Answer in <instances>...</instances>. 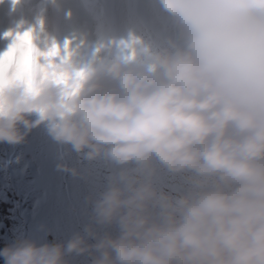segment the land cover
Returning a JSON list of instances; mask_svg holds the SVG:
<instances>
[{
    "label": "clouds",
    "instance_id": "9594fccd",
    "mask_svg": "<svg viewBox=\"0 0 264 264\" xmlns=\"http://www.w3.org/2000/svg\"><path fill=\"white\" fill-rule=\"evenodd\" d=\"M161 4L182 25L184 48L154 55L147 68L116 59L90 78L65 59L66 82L0 81V142L21 143V125L47 121L55 139L89 158L139 165L97 203L100 220L118 218L121 234L95 245L94 264H264V0ZM153 158L194 170L200 191L158 194L142 182ZM88 247L77 236L66 251ZM0 256L67 264L61 244L25 240Z\"/></svg>",
    "mask_w": 264,
    "mask_h": 264
},
{
    "label": "rangeland",
    "instance_id": "374dc122",
    "mask_svg": "<svg viewBox=\"0 0 264 264\" xmlns=\"http://www.w3.org/2000/svg\"><path fill=\"white\" fill-rule=\"evenodd\" d=\"M21 1L22 0H10V9H13V12L6 14L4 21L9 35L12 32V35L16 37L18 34H23L27 31H31V33L34 31V33L36 35L38 34L39 37V41H37L38 51L40 53L47 52L54 47V39L47 36L49 32L51 33L52 28L49 18L50 15H54L60 20L59 23L63 30L62 39H64V44H66L67 50L69 51L70 49L69 54L71 56V60L74 62L73 64L76 65L78 70L85 72L90 78L103 74L107 67L110 66L116 59L124 60L130 65L142 66L145 68L152 65V58L157 53L156 51H147L141 36L143 33L156 35V32L153 29H149L143 19L140 20V22L144 24L143 31L140 28H138V30L135 29L136 25L139 23L136 18L135 22H133L132 15L135 14L134 11L137 9L138 4H141L153 18H158L160 23L166 28H177L179 29L178 31L184 34L183 27L180 22L176 21L175 17L165 10L161 4V0H116V7L118 8L120 15H123V22L125 23L126 29L123 31L129 36L131 41H133L132 48L130 47L128 50L129 56H132L133 58H129L127 60L123 54L122 45L119 41L115 40L112 42L111 37L109 36L110 43L106 47L103 46L104 42L108 40V37L106 35L102 36L103 19L101 18L100 20L98 18L102 15V12H104L105 0H54L52 4L47 3L45 0H32L28 4H23L26 12L25 15L21 13ZM30 24H32L37 31L34 29L30 30L28 27ZM98 28L99 32L96 30ZM21 29H24V31L20 33ZM86 40L90 41L95 46V49L97 48L99 60H97L95 52L92 51V47L89 51L84 49L85 45L88 44ZM84 41H86V43L82 45V49L80 46ZM12 45L13 43L10 39L5 37L0 32V54L7 51ZM169 49L174 53L173 49ZM110 52H113L115 56H112ZM141 53H143L144 57H142ZM117 54L119 58L116 57ZM44 59L45 58L43 56L39 57V61L41 63L44 62ZM34 116L37 118L36 120L39 119L38 114H34ZM41 124L43 128L42 139L39 140L38 144H35L34 149L35 155H37L40 163L43 164V155L47 154L45 149L46 142L49 139L53 140L54 136L50 132L49 123L47 121L41 122L38 126ZM193 174L195 177L199 176L195 171ZM170 176L173 177L172 174ZM198 178H200V176ZM47 185L48 183L45 186ZM60 188V184L55 185L56 190H60ZM23 216L27 218L28 214L23 211ZM114 221L116 222L115 225H117L120 229L121 234V225L118 218ZM62 229L65 230L68 236V240L63 243L66 247L68 243L72 241L71 237L74 235L80 236L77 228L70 229L66 224H64ZM61 233L62 230L59 228L53 229V231L44 230L41 232V234H53L58 238ZM109 233L111 234V230ZM107 236L110 235L108 234ZM86 240L87 239L84 238V241ZM57 244H59V239H57ZM70 254L71 252L69 253L65 249L64 259L67 264H77V259L80 257L77 258L74 257V255L71 259ZM91 254L92 253H89L87 258L90 257ZM86 261H88V259H86Z\"/></svg>",
    "mask_w": 264,
    "mask_h": 264
},
{
    "label": "trees",
    "instance_id": "16d2710c",
    "mask_svg": "<svg viewBox=\"0 0 264 264\" xmlns=\"http://www.w3.org/2000/svg\"><path fill=\"white\" fill-rule=\"evenodd\" d=\"M37 134V129H35V131L32 132L33 141L39 140V136H37ZM81 152H86V150ZM81 152H77L74 150L71 144L66 143L68 163L63 160L59 151H56L55 155L52 156L46 181V184L48 183V185L46 187L40 186V189L47 198V202L44 206H38L34 202L36 199L35 197L31 203L35 217L28 226L27 237L31 242L41 246V236L43 235L41 232L44 230L53 231V229L59 228L62 230L59 238L53 234L48 235L54 244H57V239H59V244L63 245L64 241L68 240L65 230L62 229L63 225L66 224L70 229L77 228L80 237L87 239L85 244L89 247L88 250L84 252H71L70 258L72 259V257L75 255L74 257H80L77 259V264H94L86 261V259L89 258H87V256L89 253H92L99 259L101 257V252L95 247L96 243H94L90 235L82 231L77 226L65 190L62 187L60 190H56L55 185L63 184L62 175L66 170H68L69 176L72 179L73 194L75 197L74 200L80 211L87 215L88 222L92 225L91 231L98 233L101 228H103L105 234H107L111 230V234L109 233V235L112 238H117L120 235V229L117 225H115V219L111 222L101 221L97 215V203L102 198L103 194L107 192L114 184H119V186L122 188L126 187V184L123 181V176L125 174H136L131 169V166L135 165L139 167V165L135 161H131L126 164L118 163L117 168L113 170V175L111 177H107L105 172L109 169V167L105 161L104 155H98L95 158H89L88 155H82ZM0 157H2V155H0ZM152 168L155 170L158 169L162 173L166 170L170 171L168 167L160 163V161L156 158H153L152 160ZM177 172L179 173V176L182 178V180H186L187 174L190 172V170ZM142 182H149L158 194L167 193L173 197H176L173 192L163 188L161 185H158L156 181L153 180V177L143 176ZM1 188L3 187L0 186V189ZM8 193L9 192L6 191V194ZM3 194L2 196L4 197ZM7 205L8 204L2 198H0V251L6 247H9L8 242L3 236H9L15 245L18 242L23 241L25 231V228H23L21 222L13 220V215L8 211L6 207ZM150 211L152 212L154 218H158L160 212L159 205H150ZM76 236L77 235H74L71 237V239L73 240ZM63 246L65 249H67L65 245ZM0 264H5L3 256H0Z\"/></svg>",
    "mask_w": 264,
    "mask_h": 264
},
{
    "label": "snow or ice",
    "instance_id": "6c2138e0",
    "mask_svg": "<svg viewBox=\"0 0 264 264\" xmlns=\"http://www.w3.org/2000/svg\"><path fill=\"white\" fill-rule=\"evenodd\" d=\"M59 55L53 47L47 52H38L32 44L31 31L18 34L9 49L0 54V81L14 83L28 81L33 87H39L48 81L66 82V77L59 71L55 60ZM43 56L44 62L39 61ZM83 75V73H81Z\"/></svg>",
    "mask_w": 264,
    "mask_h": 264
},
{
    "label": "bare ground",
    "instance_id": "6f19581e",
    "mask_svg": "<svg viewBox=\"0 0 264 264\" xmlns=\"http://www.w3.org/2000/svg\"><path fill=\"white\" fill-rule=\"evenodd\" d=\"M112 1L113 0H108L107 4L105 6L107 12H113L115 10L114 3ZM9 6H10L9 0H0V17L6 15V13L9 11ZM138 11L145 13V9H143V8H139ZM22 12H23V14L25 13L24 9ZM2 28H3V25H2L1 20H0V29H2ZM54 38H55V43L57 42V45H59V38L57 37V35H55ZM120 38H122V36H120ZM33 46L37 50L36 45H33Z\"/></svg>",
    "mask_w": 264,
    "mask_h": 264
}]
</instances>
